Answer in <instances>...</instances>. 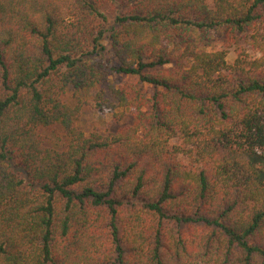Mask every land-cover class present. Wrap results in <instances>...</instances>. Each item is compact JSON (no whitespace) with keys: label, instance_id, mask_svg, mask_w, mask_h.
I'll use <instances>...</instances> for the list:
<instances>
[{"label":"trees","instance_id":"obj_1","mask_svg":"<svg viewBox=\"0 0 264 264\" xmlns=\"http://www.w3.org/2000/svg\"><path fill=\"white\" fill-rule=\"evenodd\" d=\"M0 264H264V0H0Z\"/></svg>","mask_w":264,"mask_h":264},{"label":"rangeland","instance_id":"obj_2","mask_svg":"<svg viewBox=\"0 0 264 264\" xmlns=\"http://www.w3.org/2000/svg\"><path fill=\"white\" fill-rule=\"evenodd\" d=\"M208 2L211 5L213 4V0H208ZM111 9V6H107V12L112 18L115 12ZM107 56L111 57L112 53L109 52ZM228 57L230 61H233L235 59L234 50H231ZM111 81H113L114 84L122 86L127 82H135L136 79L124 75H113L111 77ZM145 88L147 89V95H151L153 92L152 86L150 84H145ZM135 123L136 118L134 116V111L128 112L124 119L117 120L114 118L113 113L110 110L105 109L100 112L95 108H91L90 106H85V108L81 112V115L78 118L79 126L87 134H89L93 130H97L103 134H108L110 132H116L121 127L133 125ZM43 135L45 136L46 142L48 144L56 147H63L64 138L62 139L61 135L56 129H43Z\"/></svg>","mask_w":264,"mask_h":264}]
</instances>
